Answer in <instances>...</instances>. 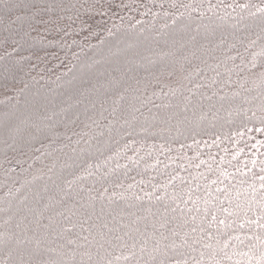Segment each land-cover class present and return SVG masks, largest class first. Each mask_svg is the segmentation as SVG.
I'll return each instance as SVG.
<instances>
[{
    "label": "trees",
    "instance_id": "obj_1",
    "mask_svg": "<svg viewBox=\"0 0 264 264\" xmlns=\"http://www.w3.org/2000/svg\"><path fill=\"white\" fill-rule=\"evenodd\" d=\"M0 264H264V0H0Z\"/></svg>",
    "mask_w": 264,
    "mask_h": 264
}]
</instances>
